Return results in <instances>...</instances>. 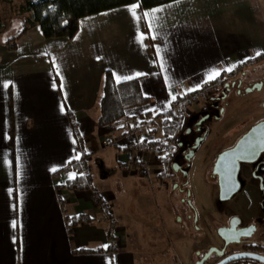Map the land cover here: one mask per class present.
Instances as JSON below:
<instances>
[{
  "label": "crops",
  "instance_id": "crops-1",
  "mask_svg": "<svg viewBox=\"0 0 264 264\" xmlns=\"http://www.w3.org/2000/svg\"><path fill=\"white\" fill-rule=\"evenodd\" d=\"M6 39L0 40V264H179L146 192L131 209L130 190L143 178L158 185L171 164L156 147L166 139L174 100L264 62V0H177L147 10L131 4L81 19L71 40L45 39L37 26L12 50ZM106 72L115 83L137 80L149 102L100 126ZM196 108L185 107L186 116ZM133 119L141 123L136 138L154 145L143 156L146 173L127 148ZM75 165L86 168V187L73 185L85 177ZM67 166L73 170L60 174ZM145 214L156 230L151 236L136 226Z\"/></svg>",
  "mask_w": 264,
  "mask_h": 264
},
{
  "label": "flooded vegetation",
  "instance_id": "flooded-vegetation-1",
  "mask_svg": "<svg viewBox=\"0 0 264 264\" xmlns=\"http://www.w3.org/2000/svg\"><path fill=\"white\" fill-rule=\"evenodd\" d=\"M194 103L197 108L175 137L174 156L182 155L183 161L175 162L174 157L170 161L172 176L180 180L173 181L171 191L181 195L180 211L174 212L173 220L184 239L194 238L185 234L190 225L199 234L197 243L208 238L213 241L205 251H195V264L210 249L214 251L204 264H218L234 255L250 257L228 264H264V62L233 69L213 84L209 96ZM207 142L211 148L216 144L203 165L215 194L209 230L198 223L189 187L194 156ZM231 150L229 159L218 161L223 152Z\"/></svg>",
  "mask_w": 264,
  "mask_h": 264
},
{
  "label": "rangeland",
  "instance_id": "rangeland-1",
  "mask_svg": "<svg viewBox=\"0 0 264 264\" xmlns=\"http://www.w3.org/2000/svg\"><path fill=\"white\" fill-rule=\"evenodd\" d=\"M28 1L36 0H0V40L12 38L19 30H21L25 20L30 16V13L24 10L25 4ZM200 98L205 97H198L192 102H187L186 105L184 103L185 107L196 102ZM183 115L184 119L187 120L185 111L183 112ZM173 118L174 117L171 116V120L176 125L175 119ZM179 139L181 140L183 137L181 136ZM214 148H216V144L211 148L210 144L207 142L202 149H200V152L196 153L194 156L193 167L190 171L189 187L191 188V201L198 214V223L204 227L205 230H209L210 228L209 217L214 212L215 194L213 188L208 184V177H205L204 175L203 165L204 162L210 160V152L212 153L211 149ZM176 152L177 149L175 148V153ZM174 161H183L182 155L177 154L174 156ZM164 167L167 170V175H162L161 183L159 182L158 185H156L159 180L157 178L152 182L147 178H143L140 182H134L130 190L131 198L129 199L128 204L131 209H134V205H136L134 200L140 198V192L144 189V192H146V199L150 204L152 203L153 210L158 213L155 225L162 229L168 249L175 251L176 257L179 259V264H195L198 259L195 251H205L208 247L207 244H211V242L213 244V241L208 238L207 240L201 241V243H197L195 238H197L199 234L196 235V233L190 228V225L185 229V234L191 238L194 236V238L189 240L182 237V232L176 225V221L173 220L174 216H172L174 215V212L180 211L181 206L179 205V198L181 195L171 191L173 181L178 183L180 180L177 175L173 174L174 177L172 176V173L170 172L171 164L164 165ZM122 187H124V185ZM143 204L146 206V203ZM151 220V217L147 215L145 220L139 219V221L137 223L135 221V223L139 228L144 227V225L149 228L148 234L151 236L152 233H155L156 231L155 228L152 227L154 224L151 223ZM150 229L152 230L150 231ZM207 264H210V262Z\"/></svg>",
  "mask_w": 264,
  "mask_h": 264
},
{
  "label": "trees",
  "instance_id": "trees-1",
  "mask_svg": "<svg viewBox=\"0 0 264 264\" xmlns=\"http://www.w3.org/2000/svg\"><path fill=\"white\" fill-rule=\"evenodd\" d=\"M177 0H36L28 1L24 10L30 13L21 30L12 38L6 39L10 50L15 43L33 27H39L45 39H73L79 31V21L85 17L94 16L123 6L138 4L140 9L147 10ZM139 90L137 80L115 83L109 72L104 75L102 91L98 98L99 109L98 124L100 126L113 125L120 122L125 111L147 104ZM164 134L173 139L178 135L171 115L164 121ZM77 171H80L75 165ZM89 184L87 176L79 177L73 183L77 187H86ZM97 196V195H96ZM98 197V196H97ZM98 202L102 203L98 197ZM97 202V203H98ZM103 205V204H101ZM112 227V225H111ZM109 228L107 236L112 238V229Z\"/></svg>",
  "mask_w": 264,
  "mask_h": 264
},
{
  "label": "built area",
  "instance_id": "built-area-1",
  "mask_svg": "<svg viewBox=\"0 0 264 264\" xmlns=\"http://www.w3.org/2000/svg\"><path fill=\"white\" fill-rule=\"evenodd\" d=\"M213 89V84H206L203 87H201L200 89H198L197 91H193L191 93H188L187 95H185L184 97L180 98V99H176L172 102L171 104V108H170V115L172 117H174L173 119H175L176 125V134H179L185 127V123L186 120L184 119V108L185 105L187 104V102H192L195 99H197L198 97H207L209 96V94H211ZM185 103V105H184ZM141 127V123L138 119H133L130 123V126L128 127V134L133 138L132 142L129 143V145L127 146V148L130 151H135L136 153V159L138 161V166L140 167L141 171H143V173L148 172V165L145 161H143V156L144 154L150 150V148H153L154 145L152 142H142L139 141L136 138V135L138 134L139 130ZM173 137L172 136H168L166 137V139L163 141V143H160L157 147L156 150H158L162 156L163 159L170 161L171 159H173L174 157V147H173ZM104 146H108L109 143L108 141H104L103 142ZM132 163V162H131ZM131 163H126L123 165V169L124 170H130L132 168V164ZM73 170L72 166H67L64 169H62L60 171V174H67L69 172H71ZM79 174H81L82 176L87 175V170L84 166L81 167V170L78 171ZM161 174L162 175H167V170L166 169H162L161 170ZM67 185H71L72 182L71 181H67L66 182ZM78 188H81L80 186ZM92 199L95 203L98 202V197L94 194L92 196ZM101 210L104 212L105 215H109V207L107 205H101ZM110 247H115L116 246V242L113 239H110Z\"/></svg>",
  "mask_w": 264,
  "mask_h": 264
},
{
  "label": "water",
  "instance_id": "water-1",
  "mask_svg": "<svg viewBox=\"0 0 264 264\" xmlns=\"http://www.w3.org/2000/svg\"><path fill=\"white\" fill-rule=\"evenodd\" d=\"M242 143V141H240L238 143V145L236 146V149L238 147H240V144ZM233 151H226L223 152L219 157H218V161H225L226 159H229L232 155ZM172 169H174V167H172ZM222 200H225V197H221ZM214 251V249H210L202 258V260L196 264H204L205 261L208 259V257L210 256V254ZM250 257V255H234L231 257L226 258L225 260H223L222 262L218 263V264H228L229 262L233 261V260H237V259H241V258H247Z\"/></svg>",
  "mask_w": 264,
  "mask_h": 264
},
{
  "label": "snow or ice",
  "instance_id": "snow-or-ice-1",
  "mask_svg": "<svg viewBox=\"0 0 264 264\" xmlns=\"http://www.w3.org/2000/svg\"><path fill=\"white\" fill-rule=\"evenodd\" d=\"M132 11H133V14H135V11H134V9H133Z\"/></svg>",
  "mask_w": 264,
  "mask_h": 264
}]
</instances>
